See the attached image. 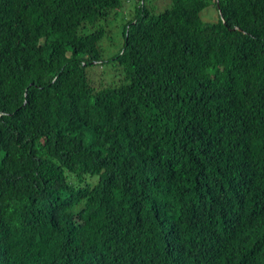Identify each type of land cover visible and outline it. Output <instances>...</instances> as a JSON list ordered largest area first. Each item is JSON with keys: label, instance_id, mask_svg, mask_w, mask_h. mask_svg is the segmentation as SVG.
Here are the masks:
<instances>
[{"label": "trees", "instance_id": "16d2710c", "mask_svg": "<svg viewBox=\"0 0 264 264\" xmlns=\"http://www.w3.org/2000/svg\"><path fill=\"white\" fill-rule=\"evenodd\" d=\"M152 1L0 0V264H264V0Z\"/></svg>", "mask_w": 264, "mask_h": 264}, {"label": "rangeland", "instance_id": "374dc122", "mask_svg": "<svg viewBox=\"0 0 264 264\" xmlns=\"http://www.w3.org/2000/svg\"><path fill=\"white\" fill-rule=\"evenodd\" d=\"M154 4H155V10L154 11L155 13L163 10L166 6L169 5V0H153L152 1ZM129 7L127 6L126 9H125V12H126V15L127 17H130V15L128 14V9ZM111 18V17H109ZM202 18H203V21L205 22H212V21H215L216 20V10L215 8L210 5L209 7L205 8L202 12ZM125 21V18L122 16V15H117L115 17H113L105 26L106 30H107V37H105L103 40V45L104 46H107L108 44V48H105L106 49V52L105 53H102L103 54V57L106 59L107 56L109 55H112L113 53L117 52L119 47L121 46V43H120V30L122 29V24L124 23ZM99 23H102V22H99ZM107 39V40H106ZM106 53H110V54H106ZM101 67V66H100ZM98 65H93V66H89L87 71H91V74L89 75L90 77L92 78H95V84L97 85V83H99V78L100 77V74L102 72H106L108 69H110L111 67L110 66H106L104 68H100ZM88 76V77H89ZM95 76V77H93ZM106 80L108 79V81H110L111 79L110 78H105Z\"/></svg>", "mask_w": 264, "mask_h": 264}]
</instances>
